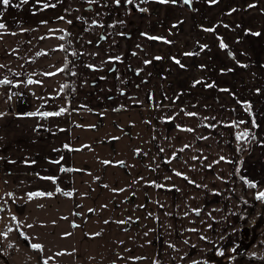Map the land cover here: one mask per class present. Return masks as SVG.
Wrapping results in <instances>:
<instances>
[{
    "label": "crops",
    "instance_id": "obj_1",
    "mask_svg": "<svg viewBox=\"0 0 264 264\" xmlns=\"http://www.w3.org/2000/svg\"><path fill=\"white\" fill-rule=\"evenodd\" d=\"M183 1L173 4L160 0L132 3L120 0L117 5L115 0H96L91 4L87 0H45L56 5L47 9L36 0L26 4L11 0L8 7L0 5L3 12L0 22L7 26L6 30H0L4 32L0 38V65L5 66L0 68V79L7 77L13 82L0 85V113L4 114L0 116V147L6 142L10 148L17 144L23 149L28 146L26 141L34 145L35 156L41 151L46 158L38 162L31 155L32 159L19 171L17 166L22 156L14 155L12 148L6 150L12 167L8 174L23 173L30 180L27 186L11 192L19 204V209L14 208L16 220L42 228L50 227L43 225L49 218L52 229L60 222L63 227L66 225L65 205L57 191L66 188L65 183L43 179L57 176L53 174L54 161L62 162V153H56L54 145L43 142L39 132L53 131L55 118L67 114L70 123L78 125L75 120H79L74 130L77 134L90 124L86 115L89 111L106 114L116 107H127L144 121L142 197L147 214L146 224L137 231L139 234L143 231L141 241L147 234L144 240L147 252L143 253L147 264H191L223 244L238 241L241 193L237 174L255 182L257 192L264 191V0H216V3L191 0V13H186ZM61 16L63 20L58 19ZM69 20L71 24L67 23ZM155 31L160 34L156 35ZM12 32L16 35H11ZM65 40L66 52L60 48ZM221 41L227 47L222 48ZM204 53H221L226 59L217 62L214 57L208 64L193 59L196 54ZM66 57L69 100L62 89L64 71L57 72L65 68ZM89 64L94 68L87 67ZM46 72L57 74L45 76ZM189 76L194 79L188 81ZM29 78L40 83L27 84ZM134 99L140 100L128 105ZM61 109L65 111L60 115H41ZM188 112L196 115L188 116ZM27 113L40 114L28 116ZM253 120L258 127L253 126ZM233 121L238 126H232ZM40 122H45L46 127H40ZM189 128L193 131L186 130ZM237 128L249 133L246 140L255 137L238 167L239 172L235 154ZM1 129L8 138L3 139ZM24 132L31 134L25 141L21 138ZM185 145L189 147L184 148ZM221 156L225 160L221 161ZM168 160L171 162L167 163ZM34 162L36 168H32ZM3 169L0 181L6 172ZM174 170L182 172L187 179L175 175ZM3 181H6L4 177ZM38 192L53 195L29 199L28 193ZM54 200L56 205L51 206ZM193 209H199V214ZM78 212L81 213L79 209ZM85 213L81 218H86ZM93 223L97 225L82 219L73 228L72 253L76 251L78 264H91L98 251L102 252L100 260L113 256L101 250L102 246L113 245L110 237L104 240L85 237ZM36 231L38 235L39 229ZM65 231L63 228L62 232ZM56 246L54 242L53 247Z\"/></svg>",
    "mask_w": 264,
    "mask_h": 264
},
{
    "label": "rangeland",
    "instance_id": "obj_2",
    "mask_svg": "<svg viewBox=\"0 0 264 264\" xmlns=\"http://www.w3.org/2000/svg\"><path fill=\"white\" fill-rule=\"evenodd\" d=\"M182 4L184 10L187 11L186 13L189 11L191 13V6L187 7L184 1ZM185 16H190V14H185ZM159 18L160 15L157 18L158 22H160ZM155 34L159 35L160 33L155 31ZM214 57L217 62L226 59L221 53L196 54L193 59L208 64L212 62ZM191 79H194V77L189 76L188 81ZM120 90L125 91L124 89ZM139 100L134 99L128 105ZM86 115L91 122L86 124L85 129L78 131L77 134L74 133V130L80 122L75 120L78 125L70 123L67 114L55 118L53 131L39 132L43 142H48L49 146L54 145L56 153H62V162L59 161L54 166L53 174L57 176L53 177L56 178L54 181L56 184H62L63 181L66 187L58 192L59 199L63 200V205H65L63 211L66 225L64 227L62 226L63 222H60L57 228L52 229L51 226L53 225H50V218L48 222L43 224H48L50 227L44 228L36 225L28 227L23 221L13 219L17 214L14 213V208L19 209V204L15 197L6 194L11 193L16 188L22 189L27 186V181L30 180L27 177L24 178L23 173L14 176L8 174L12 167L11 163L8 162L10 154L6 153L7 148L9 151L12 148L14 155L22 156L21 162L17 166L19 171L24 168V164L27 165V161L32 159L31 155L38 162L43 161L42 159L46 160V158L42 157L41 151L36 156L34 155V145L25 141L28 136L31 137V134L26 132L23 133L21 138L28 145L27 148L20 149L17 144L10 148L5 144L6 142L1 145L0 171L4 168L3 170H6V172L5 175H1L0 181V233L6 232L7 235L0 236V264H37L38 259L35 251L29 247V239H25V236H22L21 233L28 235L33 242L41 245L43 251H45L44 256L49 261L51 260L56 264H78L76 251L72 253L73 237L75 236L73 235V228L82 219L89 223L92 221L97 222L96 226L93 223L85 237L89 236L92 240H98L99 238L104 240L110 237L113 243L109 248L101 247L104 253H113L110 259L100 260L102 252L98 251L96 258L91 260V264H147V259L143 254L147 252V247L144 245L147 234L141 241L143 231L140 230L141 235L137 231L142 228L144 223L146 224L147 214L144 198L142 197L144 168L141 146L144 140L142 131L145 133L144 121L141 120L139 115L132 114L127 107H116L112 109V112L106 114H103L102 111H89ZM100 118H104L105 122H101ZM44 125L46 127L45 122H40V127H44ZM1 131L3 130L1 129ZM3 135V139L8 138L4 131ZM21 138L19 144H22ZM105 161L109 163L106 164ZM35 164L37 162L32 163V168H36ZM59 165L65 171H60ZM3 177L6 180L5 182ZM36 179L41 180L40 177ZM66 192H70L72 195L67 196L64 194ZM55 199L57 200V198ZM42 203L45 204V202ZM57 203L59 204V202ZM261 203L262 201L258 205L260 207L259 211L263 210ZM55 205L54 200L51 206ZM78 209L81 213L78 212ZM90 209L92 211H89ZM83 211L87 213L86 218H81V216L83 217ZM54 214L57 216L58 212ZM262 215L264 217V212ZM35 227L39 229L38 235L35 234L37 233ZM62 227L66 229L65 233L62 232ZM54 242H57L56 247H53ZM253 243L250 245L249 250L256 252L255 242ZM237 246L236 243L230 242L223 244L220 249L214 250L204 258L205 260L202 259L204 261L200 260L197 264H234L231 256L232 251ZM66 249L71 250V252H67ZM116 254H118V257H116ZM102 256L104 257V255Z\"/></svg>",
    "mask_w": 264,
    "mask_h": 264
},
{
    "label": "trees",
    "instance_id": "obj_3",
    "mask_svg": "<svg viewBox=\"0 0 264 264\" xmlns=\"http://www.w3.org/2000/svg\"><path fill=\"white\" fill-rule=\"evenodd\" d=\"M66 40L64 41V51L66 52ZM64 74H65V83L64 85H67V87H64V91L66 94V98L69 100L70 98V77H69V70H68V58L66 57V65L64 68ZM7 93V100L10 102V94L8 90H6ZM11 106V105H10ZM243 128L239 129L237 128V131L235 132V154H236V167L238 169L240 163L242 162L243 158L245 157V154L248 149L251 147L252 138L250 140H237L236 134L243 133L245 131H241ZM252 130V127L250 128ZM239 149V151H238ZM67 172V167H66ZM240 177H242L240 174H237V183L240 190V197H239V210H238V220H239V226L240 229L248 230L246 228V223L250 221L251 218L256 219L253 226L250 228L252 231L251 238L248 243L255 242V246L257 248L256 252L250 251L249 249L242 248L240 249L237 247L232 251V261L234 264H264V217L262 213L264 212V201L261 203V211H259L258 205L259 202L256 199V194L258 193L256 191V188L249 187L244 180H242ZM249 181V180H248ZM25 236V235H24ZM245 242L242 237H240L239 242ZM29 245L35 244L31 240H28ZM239 244V243H238ZM30 247V246H29ZM31 248V247H30ZM33 251L36 253L37 257V264H44V261L47 260L48 264H55L50 262L48 259L45 258L44 252L41 249H33ZM205 260V259H204ZM202 260V261H204Z\"/></svg>",
    "mask_w": 264,
    "mask_h": 264
},
{
    "label": "snow or ice",
    "instance_id": "obj_4",
    "mask_svg": "<svg viewBox=\"0 0 264 264\" xmlns=\"http://www.w3.org/2000/svg\"><path fill=\"white\" fill-rule=\"evenodd\" d=\"M21 2L22 3H28L29 2V0H21ZM87 2L89 3V4H91V3H94V2H96V0H87ZM133 2V0H127V3H132ZM160 2L161 3H173V4H175V3H177V0H160ZM211 2L212 3H216V0H211ZM36 3L37 4H42V7L44 8V9H47V8H49V7H55L56 5L55 4H50V3H47V2H45V0H36ZM115 3L117 4V5H119L120 4V0H115ZM184 3H186V4H188V3H191V0H184ZM0 5H3L4 7H8V6H10L11 5V0H0ZM16 6H18V5H16ZM249 7H252V5H250ZM140 11H146V9H140ZM3 16V12H0V17H2ZM58 19H61V20H63L64 19V17L63 16H61V17H58ZM77 19H81L80 17H77ZM42 23H46V21H42ZM67 23H69V24H71L72 23V21L71 20H69V21H67ZM93 23H96V21H93ZM6 24L5 23H3V22H0V30H6ZM207 31H213V29H207ZM3 34H4V32H2V31H0V38H2V36H3ZM11 35H16V33L15 32H12V33H10ZM253 35H257V36H259L260 35V33H253ZM103 38V37H102ZM150 39H162L161 37H149ZM41 39H43V37H41ZM60 39L61 40H63L64 39V36H61L60 37ZM222 48H225V47H227V45H225L224 43H223V41H221V45H220ZM203 47H206V46H203ZM60 48L61 49H63L64 48V45H60ZM37 55H41V53H37ZM73 55H75V53H73ZM185 55H193V53H185ZM110 59H116V60H119L120 59V57H115V58H111L110 57ZM156 59H160V57H156ZM145 63H150L149 61H145ZM176 63L177 64H180V61L179 60H176ZM2 67H5L4 65H0V68H2ZM87 67H89L90 69H92V68H94V66L93 65H91V64H89V65H87ZM181 67H183V65H181ZM64 71V68H60V69H57V72H63ZM57 73H55V72H46V73H44V75L45 76H54V75H56ZM16 75H19V73H17ZM73 75H75V73H73ZM13 82L11 81V80H9L7 77H5V78H3V79H0V85H11ZM33 83H40V81H34L33 79H31V78H29L28 80H27V84H33ZM196 84H199V83H201V81H196L195 82ZM208 87H212L213 85H207ZM64 87H67V85H64V86H62V89L64 88ZM10 98V97H9ZM249 110H250V108H249ZM63 111H65L64 109H61L60 110V112H55V113H48V112H45V113H42L41 115H43V116H50V115H60L61 114V112H63ZM38 114H40V113H27V114H25V115H28V116H35V115H38ZM4 114L3 113H0V116H3ZM186 115H188V116H195L196 115V113H192V112H188V113H186ZM171 119H173L172 117H168V120H171ZM239 123H244V121H240ZM232 126H238V123L237 122H235V121H233L232 122ZM253 126L254 127H258V125H256V123H255V120H253ZM209 127H214V125H210ZM187 131H193V129H186ZM249 137V133L248 132H243V133H238V134H236V139L237 140H245V139H247ZM200 139H208V137H200ZM252 139H255V137L253 136L252 137ZM65 147H67V146H65ZM187 147H189V145H185L184 146V148H187ZM184 149H180V151L182 152ZM160 151L161 152H163L164 151V149L163 148H161L160 149ZM238 151H239V149H238ZM173 158H176L175 157V154H173ZM192 159H197V157H192ZM205 159H206V157H205ZM221 161H223V160H225V157L224 156H221L220 158H219ZM167 163H170L171 161L170 160H168V161H166ZM229 162H231V161H229ZM55 163H59V161H55ZM105 163L107 164V163H109L108 161H105ZM120 163H122V162H120ZM214 163H219V161H214ZM207 167H209V168H211L212 167V165H208ZM61 171H65V169H61ZM175 171V170H174ZM237 172H239V169H237L236 170ZM175 175H177V176H180V177H183L184 179H187V177L186 176H184V174L182 173V172H179V171H175ZM242 180H244L245 181V183L249 186V187H252V188H255V187H257V185H256V183L255 182H252V181H248L245 177H240ZM43 179H49V180H53V181H55V177H43ZM167 179V178H166ZM191 183H194L193 181H190ZM153 184H155V182H153ZM157 187H164V185H156ZM57 191L59 192V191H61V189H59V188H57ZM122 191V190H121ZM65 195H67V196H70V195H72V193H70V192H66V193H64ZM6 195H8V196H12L13 194L12 193H7ZM43 195H48V196H51V195H53L52 193H42V192H38V193H28V196H29V199H31V198H33V197H35V196H43ZM256 199L258 200V201H264V191H260V192H258L257 194H256ZM89 211H92L91 209L89 210ZM193 211H195L197 214H199V209H193ZM13 219H16L15 217H13ZM28 227H31V225H29ZM210 227V226H209ZM9 231H11V229H9ZM193 231H195V229H193ZM7 235V233L5 232V233H0V236H6ZM21 235L22 236H24V234L23 233H21ZM98 235V234H97ZM25 239H27V237L25 236L24 237ZM30 247L31 248H33V249H41V245H38V244H31L30 245ZM222 254V253H221ZM44 264H48V262H47V260H45L44 261ZM193 264H197V262H193Z\"/></svg>",
    "mask_w": 264,
    "mask_h": 264
},
{
    "label": "flooded vegetation",
    "instance_id": "obj_5",
    "mask_svg": "<svg viewBox=\"0 0 264 264\" xmlns=\"http://www.w3.org/2000/svg\"><path fill=\"white\" fill-rule=\"evenodd\" d=\"M261 202V201H260ZM259 202V203H260ZM255 220L256 219H254V218H251L250 219V221L249 222H247L246 223V228L248 229V230H243V229H241V231H242V233L240 232V237H242L243 238V240L244 241H246V243L245 242H239V240H240V237H239V239H238V241L236 242V245H238L237 247H239L240 249H242V248H245V249H249V247H250V245L253 243V242H251V243H248L249 242V240H250V238H251V234H252V231H249V230H251L250 228L253 226V224L255 223ZM246 232H249L250 234H248V238H245V236H246ZM239 243V244H238ZM254 244V243H253Z\"/></svg>",
    "mask_w": 264,
    "mask_h": 264
},
{
    "label": "water",
    "instance_id": "obj_6",
    "mask_svg": "<svg viewBox=\"0 0 264 264\" xmlns=\"http://www.w3.org/2000/svg\"><path fill=\"white\" fill-rule=\"evenodd\" d=\"M185 5H186L187 7H190V6H191L190 3H188V4L185 3ZM102 37H103V38H102ZM100 38H101V39H104V35L101 36ZM241 233H242V231H241ZM248 234H249V232H246V236H245V238H248Z\"/></svg>",
    "mask_w": 264,
    "mask_h": 264
},
{
    "label": "built area",
    "instance_id": "obj_7",
    "mask_svg": "<svg viewBox=\"0 0 264 264\" xmlns=\"http://www.w3.org/2000/svg\"><path fill=\"white\" fill-rule=\"evenodd\" d=\"M14 98H17V95L16 94H14Z\"/></svg>",
    "mask_w": 264,
    "mask_h": 264
}]
</instances>
